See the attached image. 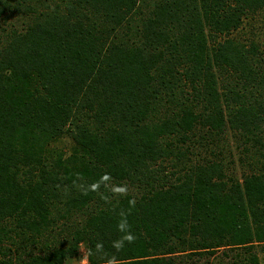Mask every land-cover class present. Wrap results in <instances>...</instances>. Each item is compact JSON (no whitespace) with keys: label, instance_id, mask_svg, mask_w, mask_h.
I'll use <instances>...</instances> for the list:
<instances>
[{"label":"trees","instance_id":"trees-1","mask_svg":"<svg viewBox=\"0 0 264 264\" xmlns=\"http://www.w3.org/2000/svg\"><path fill=\"white\" fill-rule=\"evenodd\" d=\"M263 15L264 0H0V264L81 247L87 264H264ZM197 128L238 136L258 170L184 168ZM131 199L137 239L117 252Z\"/></svg>","mask_w":264,"mask_h":264},{"label":"rangeland","instance_id":"rangeland-1","mask_svg":"<svg viewBox=\"0 0 264 264\" xmlns=\"http://www.w3.org/2000/svg\"><path fill=\"white\" fill-rule=\"evenodd\" d=\"M17 25V20L12 22H6L5 26ZM253 32L258 34L259 38L264 37V15L261 18L256 19V23L249 26ZM260 29L262 34H259ZM259 39V40H261ZM59 148L69 149L67 140H60L57 143ZM184 149L188 150L187 158L184 160V168L192 166L194 164H208L213 162L214 164L221 165V169L225 172L227 180L241 179V177L252 170H258L259 166L249 163L242 151V143L239 137L231 132H226L223 135L216 136L208 132L206 129L197 128L195 129L190 141L187 145L183 146ZM187 147V148H185ZM132 190V189H130ZM82 250L80 248L78 256L71 260L69 264H81Z\"/></svg>","mask_w":264,"mask_h":264},{"label":"clouds","instance_id":"clouds-1","mask_svg":"<svg viewBox=\"0 0 264 264\" xmlns=\"http://www.w3.org/2000/svg\"><path fill=\"white\" fill-rule=\"evenodd\" d=\"M79 175V174H77ZM109 174H104V179H109ZM100 186V183H94L92 185H89L86 190H83V194H87L88 191H97ZM83 187V186H81ZM114 194L119 196H124L128 194V186L127 185H120L115 187ZM135 207V199L129 200V210L125 212L124 210H121L118 215L120 216V220L117 222V231L122 233V236L118 238L117 240L112 242V247L117 251H122L125 247V244H132L136 241L137 237L131 232V225L128 222V215L131 214V209ZM95 252L104 254V246L102 242H98L95 245ZM82 260L81 264H87V257L93 255V251L91 249L82 250ZM107 264H117L115 255L109 257L107 259Z\"/></svg>","mask_w":264,"mask_h":264}]
</instances>
